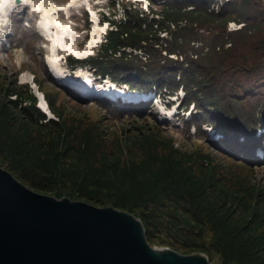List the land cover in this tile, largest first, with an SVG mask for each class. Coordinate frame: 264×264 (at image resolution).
<instances>
[{"label": "trees", "instance_id": "16d2710c", "mask_svg": "<svg viewBox=\"0 0 264 264\" xmlns=\"http://www.w3.org/2000/svg\"><path fill=\"white\" fill-rule=\"evenodd\" d=\"M160 1V10L151 9L158 18L132 9L127 11L124 20L114 21L117 30L109 33L108 43L92 63L103 75L128 83L132 89L148 91L155 87L161 93L167 90L173 94L183 87L184 107L193 102L197 107L191 123L203 133V123L213 126L223 135L219 142L195 143L191 153H184L174 139L164 136L165 129L156 118L147 114L151 104H142L139 108L130 106L135 115L130 122L133 125L123 128L126 135L117 136L107 128L113 122L99 109L93 105L88 110L83 108L88 101L75 98L64 88L49 87L38 81L58 118L48 120L37 108V98L29 85L19 84L17 74L1 73L0 134L5 135L4 126L15 118L34 126L36 130L31 131L21 123L20 128H27L28 135L17 136H22L40 154H54L59 161L55 165H45L38 157L29 156L35 167L39 166L40 172L44 171L51 180L70 169L71 164H80L83 167L76 171L83 170L87 175L105 177L118 173L125 177H119L120 180L138 181L154 170L149 167L151 164H160L156 168L160 175L159 190L140 204L146 211L144 218L156 226L157 213L169 202L176 217L179 213L188 215L182 218L186 225H193L190 222L211 224L219 239L214 249L225 254L226 248L222 246L236 245L242 231L226 220L219 223L211 218L213 212L212 215L206 212L200 199L210 197L219 189L225 196L227 187L233 185L232 200L237 199L250 206L249 210L253 209L243 230L254 231L264 225V183L257 180L250 183L239 176L240 172L252 176L256 166H264V162L251 160L255 147L264 148V135L257 136L258 129L264 127V0H224L219 10L215 9L219 0ZM231 21L244 25L229 31ZM164 32L169 36H164ZM124 47L140 50L143 55L123 51L121 56H115ZM170 55L179 58L173 59ZM146 59L148 62H144ZM242 104L243 108L237 109ZM109 106L121 113L124 109L120 104ZM138 118L145 121L135 120ZM43 131L58 137L37 141L31 134ZM17 140L10 138L13 145ZM136 144L146 152L145 161L131 155ZM114 146L121 147L120 153H113ZM229 150L242 154L234 156ZM183 164L191 171L197 169L200 176L192 172L200 181H205L200 182L193 174L188 176L181 168ZM235 170L238 175L233 173ZM16 172L29 185L40 186L41 182L35 180L37 171L29 170L35 174L32 178L19 169ZM112 206L121 210L128 208L125 204ZM225 238L227 244L221 246Z\"/></svg>", "mask_w": 264, "mask_h": 264}, {"label": "rangeland", "instance_id": "374dc122", "mask_svg": "<svg viewBox=\"0 0 264 264\" xmlns=\"http://www.w3.org/2000/svg\"><path fill=\"white\" fill-rule=\"evenodd\" d=\"M63 1L66 0H59L60 3ZM222 3H224V0H219V3L215 6V8L219 10V6ZM158 6L159 5H157V7ZM31 13V10H27L24 14L16 13L13 15L12 23L15 30V36L12 39L13 46L8 50H0V73L7 76L8 73L18 75L20 71H23L22 74L34 73L33 76L40 83H43L42 76L44 75L47 79V83L51 86V82L45 74L42 64V61H45V57L48 55V48L46 47L49 43L38 33L35 25L36 22L31 20ZM71 13H74V11ZM22 16L25 17V21H27L31 28H27L26 24L23 23ZM85 17L86 16H74V14L70 16L71 19H74V24H76L77 30L81 31V35L85 33L84 28H88ZM116 18L119 19L118 16ZM228 26V30L233 28L230 25ZM168 36L169 35L167 34L166 37ZM229 46L230 45H228V47ZM79 47H82V44H80ZM42 52L43 54H41ZM138 53L143 55L142 51H139ZM178 58L179 56L176 55L175 59ZM144 62H148V60L146 59ZM79 65L81 66L84 64L76 61L68 64L71 68H76ZM59 102L61 103L60 100ZM91 104L92 103L90 102L89 104L84 105L83 108L85 110L91 109ZM94 105L101 111L102 114L107 116L113 122L109 123L107 126L112 133L115 132L117 136L126 135L124 134L126 131L123 130V128H130L133 125V123H130L134 119L131 114L128 112L121 114V112L113 111L111 108L98 102H94ZM243 106L244 105L242 104L238 106L237 109L240 110ZM260 109L261 108H259V110ZM153 112H158L157 107L153 109ZM195 112H197V107ZM13 114L15 113L13 112L10 115ZM135 120H139L141 122L145 121L143 118ZM161 120H163V118H158V121H160L165 129L164 136H167L169 139H174L175 144L179 146L184 153H191L190 150L194 148L195 143H202L206 141L203 132H200L198 128L197 132H195L194 129H188L184 122L183 125L182 123L179 124L176 122L166 124ZM21 123L31 131H34L35 129L34 126H29L19 118H15L14 121L11 120L4 126L5 135L0 134V167L10 172L28 189L40 194L54 196L58 199L69 198L73 201L85 202L100 208L109 206L113 207L112 205L114 203L125 204L128 208L122 211L128 212L141 220L144 225L146 239L152 247L170 248L182 255H195L201 253L209 258L211 264H264V239H262L264 236V225L256 227L258 229H254V231L243 230L247 226L246 224L248 223V219L250 220L253 209L249 210L250 206L246 207L244 203L238 202L237 199L232 200L235 196L233 185H228L230 187H227L225 196L221 194V189H219L218 191L214 190L215 192H212L210 197L199 200L206 212L211 215L213 212L211 218L218 220L219 223L226 220L232 224V227L234 226L238 230L242 231L240 232L242 233L241 239L239 238L238 242L234 246H222V244H227L225 241L227 239L225 238L221 240L222 243H220V245L226 248L225 254H223L220 251L216 252L214 249L215 245L219 242V239H217L218 235H216L211 224L209 225L207 223H203L198 225L195 222H190L193 225H186L184 219L182 218H188V215L179 213L181 217H176L173 214L174 212H172L173 207L169 202H165L157 213V219H154L156 226L152 223L153 221L151 222L150 219L144 218L143 215L146 214V211L140 204H142L146 197L155 194L159 190L161 183L158 178L160 175L158 174L156 168L160 164H151L149 167L154 170L147 173L143 179H139L138 181H131L129 179L120 180L121 176L123 178L125 177L123 175H119L118 173H110L105 177H96L93 174L87 175L83 170L79 172L76 171L83 167L80 164H71L73 166L70 169H67L68 172L63 171L51 180L46 177L49 175L44 173L43 170H41L43 172H40L38 169L40 168L39 166H37L38 168L35 167V162H33L30 157H33L34 159L38 157L39 159L37 160H39V162L42 161V163L45 162V165L50 163L55 165L54 162L59 163V161L55 158L54 154H40L27 145L28 143L23 140L22 136L18 137L17 135H28L26 133L27 128H24V130L20 128ZM112 124L113 126H111ZM204 128L206 127L204 126ZM31 134H33V137L37 141H50L51 138L58 137L56 135H51L47 131H43L42 134L41 132H31ZM10 138L18 139L15 145L11 144ZM163 138L168 139L165 137ZM134 146L135 147L132 149L131 155L145 161L144 154H146V152L142 150L143 147H141L142 149L139 148V144ZM120 148L114 146L112 150L113 153L118 154ZM166 149L169 150V147L167 146ZM109 158L112 159V157ZM223 163L226 162L223 161ZM14 166L17 168L15 169ZM181 168H183V170L185 169L184 171L187 172L188 176L190 174L200 176L197 169H192L195 173L194 174L186 167L185 164H183ZM18 169L20 173L25 172L23 175H29L31 178L35 174L29 173V170L37 171L39 174H37L38 176L35 180L37 182H41L40 186L34 187L29 185L28 181L24 182L16 172ZM153 172L155 173L153 174ZM233 173L238 175L237 170ZM240 174H242L239 175L242 177L240 179H246L250 183H254V181H258V183L262 182V184L264 183V166H256L255 172L252 176L241 172ZM196 175L195 178L200 181L201 179H198ZM202 181L205 180L203 179ZM225 202H227V204ZM153 206L154 205H151V208H153ZM211 223L214 225V221Z\"/></svg>", "mask_w": 264, "mask_h": 264}, {"label": "water", "instance_id": "95a60500", "mask_svg": "<svg viewBox=\"0 0 264 264\" xmlns=\"http://www.w3.org/2000/svg\"><path fill=\"white\" fill-rule=\"evenodd\" d=\"M0 264L211 263L152 247L128 212L34 192L0 167Z\"/></svg>", "mask_w": 264, "mask_h": 264}, {"label": "bare ground", "instance_id": "6f19581e", "mask_svg": "<svg viewBox=\"0 0 264 264\" xmlns=\"http://www.w3.org/2000/svg\"><path fill=\"white\" fill-rule=\"evenodd\" d=\"M88 0H71V2L64 4V5H57L55 7H52L51 0H29L28 5L23 6H30V8L36 12H38L41 16V19L39 21V29L45 33L47 36L52 41V49L49 55V63L51 66L52 71L54 72V75L56 78L65 84L68 85H74L77 86L81 91L86 92V93H92V94H100V95H112L115 96L117 94H121L123 96H130L132 98H137L136 94L133 93H124L121 90H118L117 87L108 85L104 88L102 87H95L91 84H86L85 82V76L77 73V76L80 77V80H76L78 77H73L69 73H67L62 67H60V56L58 54L60 48H64V44H69L67 45V49L70 52L75 53L77 56L81 57L84 55H88L90 50L89 49H84V50H79L75 48L74 41H75V34L76 31L74 28H72L69 24H65V21L61 18V15H68L75 7H79L84 5ZM9 3H1L0 0V8L1 13L0 14V32L3 30V26L5 28V24L7 22V15L10 10ZM22 6V8H23ZM37 7H39V11H37ZM27 8V7H26ZM28 9V8H27ZM94 15L95 12H93ZM97 17L95 16L94 19ZM104 30V28H101L98 25L94 26V31H93V38L92 41L89 43V47H92L94 45V42L97 40L95 36H99L101 34V31ZM71 41V42H70ZM1 42V40H0ZM70 42V43H69ZM23 78L26 80L31 79V75L28 73L23 75ZM44 101V100H43ZM42 101V102H43ZM43 105H45V102H43Z\"/></svg>", "mask_w": 264, "mask_h": 264}, {"label": "snow or ice", "instance_id": "6c2138e0", "mask_svg": "<svg viewBox=\"0 0 264 264\" xmlns=\"http://www.w3.org/2000/svg\"><path fill=\"white\" fill-rule=\"evenodd\" d=\"M8 2H9L10 6H15L17 0H8ZM41 2H43V0H41ZM20 3L24 4V5H28L29 4V0H20ZM36 10L39 11L40 10L39 7H37ZM232 27H236V25H232Z\"/></svg>", "mask_w": 264, "mask_h": 264}]
</instances>
